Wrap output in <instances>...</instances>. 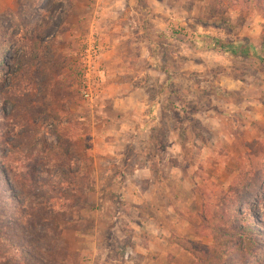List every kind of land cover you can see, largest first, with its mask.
Wrapping results in <instances>:
<instances>
[{
  "label": "rangeland",
  "instance_id": "374dc122",
  "mask_svg": "<svg viewBox=\"0 0 264 264\" xmlns=\"http://www.w3.org/2000/svg\"><path fill=\"white\" fill-rule=\"evenodd\" d=\"M96 1L0 0L2 235L32 264H264V0Z\"/></svg>",
  "mask_w": 264,
  "mask_h": 264
},
{
  "label": "trees",
  "instance_id": "16d2710c",
  "mask_svg": "<svg viewBox=\"0 0 264 264\" xmlns=\"http://www.w3.org/2000/svg\"><path fill=\"white\" fill-rule=\"evenodd\" d=\"M11 185H12V187L14 188V191L12 192V194L14 193V195H12V197H13V199H15L16 198V200H15V203L17 204V205H20L21 203H20V199H19V194H18V192L16 191V187L11 183ZM14 196H15V198H14ZM229 197H230V199L232 198V196H226L225 198L224 197H222L221 199H223L222 201H224V202H227V200L229 199ZM13 199H12V201H13ZM215 199V198H214ZM235 201H237V203L239 202V199H236ZM50 202H51V199L49 200V201H47L46 202V204L48 205L49 204V206L51 207V205H50ZM21 207V206H20ZM53 208V207H52ZM23 212V211H22ZM24 213V212H23ZM53 211L50 209L49 210V216H50V219H45V221L44 222H49L50 220H51V218L53 217ZM33 215H35V214H33ZM214 216H216V218H215V221L217 220V217H218V214L215 212V214H213ZM219 215L221 216L220 217V219L218 220V223L219 224H222V225H224L223 227H224V230H222V228L223 227H221V229L220 228H216L215 227V230H218V231H216V233L218 234V235H220V236H222L221 238H225V237H228V235L230 234V233H233V230L234 229H231V231L230 232H226L225 230H227V226H231V219H232V217H231V209L230 210H228L226 213L225 212H223V213H219ZM38 217L39 216H36V217H32V216H28L27 217V222L30 224V225H32V226H34V225H37V220H38ZM23 218H25V217H23ZM43 219H44V217H43ZM6 219H4L2 222H1V225L3 224V227L1 228L0 227V247H3L4 249L3 250H5V256H2V255H0V259L2 260V261H12L11 259H10V257L12 258V252L13 251H15L16 252V254L18 255V256H20L21 258H23V259H25V260H27L26 262H29V264H32V262H33V260H32V257H30V255L27 253V252H25V251H22V250H19L18 248H16V246H15V244H14V242L12 241V240H10V239H8L7 237H5L4 235H2V232L5 230L4 228H6V225L7 226H11V225H13L14 224V222H15V219H12V218H10V219H7L6 221H5ZM253 225L252 224H249L248 225V227L249 228H246V232L248 233V232H250V230H252V227ZM250 229V230H249ZM243 235H241V237H242ZM55 238H57V237H55ZM221 238L220 239H215V240H221ZM248 242H252V240L251 239H249L248 240ZM54 247H55V249H56V251H57V249H59V245L56 243L55 245H54ZM238 250V249H237ZM238 252H239V250H238ZM241 252V251H240ZM51 255H52V253H51ZM52 256H54V255H52ZM50 260H52V261H54V257H52ZM38 261V260H37ZM37 261L35 260V262H36V264H37ZM38 262H40L41 264H45L44 263V261L41 259L40 261H38Z\"/></svg>",
  "mask_w": 264,
  "mask_h": 264
},
{
  "label": "built area",
  "instance_id": "2783aa9c",
  "mask_svg": "<svg viewBox=\"0 0 264 264\" xmlns=\"http://www.w3.org/2000/svg\"><path fill=\"white\" fill-rule=\"evenodd\" d=\"M82 48L79 54L80 60V94L83 100L93 102L97 96L99 85L101 49L94 33L89 39L82 40Z\"/></svg>",
  "mask_w": 264,
  "mask_h": 264
},
{
  "label": "crops",
  "instance_id": "0c3cea01",
  "mask_svg": "<svg viewBox=\"0 0 264 264\" xmlns=\"http://www.w3.org/2000/svg\"><path fill=\"white\" fill-rule=\"evenodd\" d=\"M89 5H85V4H82V6L84 7V8H86L88 11H90L92 8L94 9H98V10H101V17H99L100 18V20L101 21H99L98 23H102V22H104L105 20H107L108 18H109V15H108V13H109V10H115V11H117V10H121L122 8H121V2H115V5L113 4V3H108V1H106V0H97L96 1V3H88ZM94 4H96V5H94ZM103 15H104V18H103ZM93 18H92V26H91V29H90V33H97L98 32V30L99 29H97V23H95V21H97V18L96 17H94V15L92 16ZM78 21L80 20V21H82L83 20V18L82 17H77L76 18ZM69 20H73V18H68V22H70ZM101 30V29H100ZM106 56V55H105ZM155 115V112H153L152 113V115L149 113L148 114V116H150V117H153ZM77 232V231H76ZM75 232V233H76ZM85 236H83V235H81V239L82 238H84ZM79 253V252H78ZM91 255H90V258H89V260H87V261H85V260H82V262H80V264H97V263H95V257H96V254H95V249L93 250V251H91V253H90ZM82 257V256H81Z\"/></svg>",
  "mask_w": 264,
  "mask_h": 264
}]
</instances>
